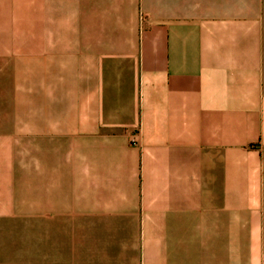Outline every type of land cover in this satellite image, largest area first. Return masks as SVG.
Wrapping results in <instances>:
<instances>
[{"label": "crops", "instance_id": "obj_1", "mask_svg": "<svg viewBox=\"0 0 264 264\" xmlns=\"http://www.w3.org/2000/svg\"><path fill=\"white\" fill-rule=\"evenodd\" d=\"M20 67L41 216L75 205L80 258L103 205L134 263L264 264V0H0ZM12 220L0 264H35Z\"/></svg>", "mask_w": 264, "mask_h": 264}, {"label": "rangeland", "instance_id": "obj_2", "mask_svg": "<svg viewBox=\"0 0 264 264\" xmlns=\"http://www.w3.org/2000/svg\"><path fill=\"white\" fill-rule=\"evenodd\" d=\"M4 69L0 71V219L15 218L18 222L12 220L2 226L28 232L37 251L35 264H89L80 258L75 239V205H61L50 219L41 216L42 146L31 144L26 135V113L19 109L14 112L10 97L16 85L25 88L24 67L19 68L17 82L8 81L11 75ZM122 218L121 210L98 206L92 264H137L133 262V248L128 251L122 240ZM43 237L48 242L44 243ZM134 244L131 242V247Z\"/></svg>", "mask_w": 264, "mask_h": 264}, {"label": "built area", "instance_id": "obj_3", "mask_svg": "<svg viewBox=\"0 0 264 264\" xmlns=\"http://www.w3.org/2000/svg\"><path fill=\"white\" fill-rule=\"evenodd\" d=\"M131 142H134V140L132 139V141Z\"/></svg>", "mask_w": 264, "mask_h": 264}]
</instances>
